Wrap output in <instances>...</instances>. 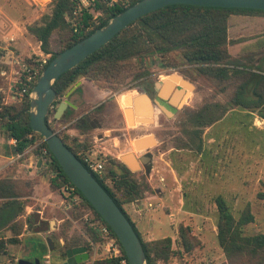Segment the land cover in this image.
Returning <instances> with one entry per match:
<instances>
[{"label": "rangeland", "instance_id": "rangeland-1", "mask_svg": "<svg viewBox=\"0 0 264 264\" xmlns=\"http://www.w3.org/2000/svg\"><path fill=\"white\" fill-rule=\"evenodd\" d=\"M51 10V0H0L1 109L21 102L11 89L14 66L10 64V58H22L36 69L40 60L51 56L43 54L39 43L27 32L29 25L39 24ZM244 20H237L232 26V31L237 32L233 38L241 42L256 34L254 25L247 22L248 18ZM55 40L56 35L51 51L58 47ZM238 61L245 71L264 76V50L243 54ZM131 66L134 72L139 69L142 75H132ZM182 68L181 73L165 68L157 56L151 55L125 65L121 84L110 85L105 81L94 84L105 93L122 95L137 88H152L154 83L169 81V77L174 76L179 86L184 82L191 87L185 86L188 92L182 97L174 118L162 117L148 128L153 142L150 148L153 160L146 173L135 171L141 194L129 207L142 221L139 234L145 243L171 239L172 253L165 260L153 254L155 264H247L241 258L227 260L218 244L215 198L223 197L236 219L248 206L253 222L244 227V234H264V200L258 196L264 180V120L256 111L230 104L239 81L219 84L198 76L190 65ZM146 73L148 77H143ZM212 103L230 105L229 110L218 122L203 129V151L198 152L199 145L190 141L193 127L184 110L197 111ZM129 132L130 137L136 135ZM13 144L6 139L0 126V180H10L17 187L19 202L24 205L18 224L25 223L29 216L43 223L24 226L19 242L8 245L5 253L0 255V264H17L19 260L35 258L41 250L49 252V264H64L66 257L63 254L71 250L67 248L68 244L77 238L88 240L86 231L90 227L98 230L101 240L96 243L88 240L90 249L83 248L89 259L81 264L106 260L105 227L78 200L65 201L61 192L53 191L48 183L51 175L45 173L44 166H37L35 150L41 142L36 140L22 158L15 156ZM3 202L0 199V205ZM181 226L192 236L194 248L189 251L180 242L178 230ZM0 237L11 238L13 233L10 229H1ZM47 240L51 241L52 249Z\"/></svg>", "mask_w": 264, "mask_h": 264}, {"label": "trees", "instance_id": "trees-1", "mask_svg": "<svg viewBox=\"0 0 264 264\" xmlns=\"http://www.w3.org/2000/svg\"><path fill=\"white\" fill-rule=\"evenodd\" d=\"M51 1V14L44 16L39 24L27 27L28 34L39 43L40 51L45 55H51L48 64L57 54L90 36L95 30L105 26L114 16L140 0H126L124 4L114 7L107 6L104 0H94L93 6L89 10H78L77 3L73 0ZM245 18H248V23L254 25L256 34L249 40L241 42L233 38L237 32L232 31V26L237 20L245 21ZM55 35L57 39L55 44L58 47L51 51L52 39ZM263 50L264 11L186 5L164 7L136 20L75 68L61 75L53 84L56 102L53 112H49L46 117V124L54 130L48 123V119L54 117L55 109L61 99L80 80L90 81L94 84L105 81L110 85H119L124 81L125 65L131 64L135 59L140 60L151 55L157 56L165 68L180 73L183 72L184 65H190L198 76L219 84L230 83L233 80L239 81L230 104L242 107L247 111H256L259 117L264 120V76L245 71L238 61V58L243 54H256ZM129 70L133 73L132 75H142L141 72H138L139 69H135L137 72H134L132 66ZM39 77L40 74L29 92L36 85ZM143 77H148V74H144ZM81 88L82 86H79L76 92ZM229 106L212 103L203 105L197 111L184 110L188 123L193 127L190 141L195 142V146L199 145L198 152L203 151L201 137L203 129L218 122L228 112ZM29 111V96H26L18 104L0 108V126L4 130L6 139L14 141V146H12L14 154L22 155L21 158L24 157L26 150L34 145L36 140H39L41 145L35 150V155L38 161L43 157L47 158L44 169L45 173L51 175L48 181L49 187L53 191L61 192L65 201H70L74 196H77L79 203L87 207L97 222L108 228L111 236L116 238L110 227L68 180L42 137L31 130ZM94 115V112L84 115L74 124V127L81 132L85 131L88 129L87 122ZM57 122H62V120L59 119ZM58 135L66 147L76 155L73 146L67 143V138L60 133ZM42 148L45 149L46 154L42 153L40 150ZM104 160L101 177L88 171L132 225L143 247L146 264H153V262L155 264L153 254L160 260L167 259L172 253L171 239L165 238L154 243H145L127 213L129 205L141 194V186L135 178L136 173H132L123 163L111 157ZM82 164L85 166L83 162ZM260 185L262 192L258 196L264 200V180ZM70 188H73L74 192H70ZM0 199L4 200L0 205V230L10 229L13 233L11 238L0 237V255H3L8 245L19 242V236L24 226L29 224L40 226L43 221H34L32 220L33 216H29L25 223L18 224V218L24 212V205L19 202L17 187L10 180H0ZM215 205L218 215L217 241L227 260L233 261L241 258L247 264H264V234L245 235L243 232L244 227L253 222L249 207L247 206L236 219L223 197H216ZM178 232L182 247L187 251L193 249L194 244L188 229L181 226ZM86 235L90 242L96 243L101 240L96 228H88ZM88 240L77 238L69 243L67 248L74 249L83 246L89 248ZM119 245L125 258L123 248L120 243ZM63 256L66 257V252ZM115 263V261L106 259L94 261L92 264Z\"/></svg>", "mask_w": 264, "mask_h": 264}, {"label": "water", "instance_id": "water-1", "mask_svg": "<svg viewBox=\"0 0 264 264\" xmlns=\"http://www.w3.org/2000/svg\"><path fill=\"white\" fill-rule=\"evenodd\" d=\"M172 5L264 11V0H140L114 16L105 26L95 30L90 36L57 54L43 69L36 85L31 90L29 111L31 130L42 137L48 150L54 156L68 180L110 227L123 248L128 264H146V256L136 232L112 198L100 186L76 155L66 147L60 136L46 124V117L49 115L50 108L56 102V92L53 89V84L61 75L75 68L80 62L99 50L136 20ZM169 81L172 83L179 82L174 76H170ZM169 81H165V83L158 82L156 84L157 95L160 99L158 103L160 105H163L162 99L167 98L168 92L172 87V83ZM180 83L191 89L186 83ZM79 84L77 83L73 86L65 95V99L57 105L54 112L55 120H59L68 107H74L67 100V97ZM162 84L167 85L163 91L161 90ZM181 95L177 93L172 100L177 109L182 101ZM141 98L139 102L148 106L147 98L145 96ZM136 100L128 99L127 105H133ZM126 116L129 124L132 125L129 111L126 112ZM152 145L151 138L146 143L141 140L134 142L137 151L149 150ZM150 156L149 153L146 154L147 158H150ZM122 161L130 167L132 172L136 171V167L132 164L129 156L123 157ZM38 165L40 166V162ZM47 242L50 245V249H52L51 241L47 240ZM66 256L67 260L64 264H81L89 259V254L83 247L67 250ZM17 264L43 263L39 258H34L19 260Z\"/></svg>", "mask_w": 264, "mask_h": 264}, {"label": "crops", "instance_id": "crops-1", "mask_svg": "<svg viewBox=\"0 0 264 264\" xmlns=\"http://www.w3.org/2000/svg\"><path fill=\"white\" fill-rule=\"evenodd\" d=\"M160 82L165 83L162 80ZM78 83H80L79 86H82L81 90L76 92V89L79 87L77 86L67 97V100L74 107H68L65 110L60 118L62 122L56 121L59 133L67 138V143L73 146L76 153L90 151L94 158L102 161L104 164V159L111 157L123 163L131 171L130 167L122 161L123 157L129 156L132 164L136 167V171L146 173L153 160L152 154L150 153V149L137 151L134 142L141 140L146 143L151 138L148 131L149 127L156 125L162 117L168 120L174 118L177 107L173 104L172 100L179 90L182 91V97H184L188 90L183 86H179L178 83H172L167 98L162 99L163 105H160L156 89L157 83H154L152 88H137L136 90L127 91L122 95L105 93L90 81L84 82L80 80ZM94 87L96 88L94 89ZM165 87L167 85L162 84L161 90L163 91ZM143 96L147 98L149 107L139 102ZM64 99L65 96L61 101ZM128 99L137 100L133 105H127ZM127 111L130 112L132 126L128 122ZM90 112H94L95 115L87 122L88 129H85L83 132L79 131L74 127V124ZM129 130L135 132L136 135L130 137ZM127 135L128 137H126ZM148 153L151 155L150 158L146 157ZM21 156L17 155L16 157L19 158ZM37 166L40 167L41 165ZM127 213L138 231H141L143 228L141 226L142 221L136 218L131 207L127 208ZM38 257L44 260V262L41 261L43 264H49L50 254L48 251H39L35 258Z\"/></svg>", "mask_w": 264, "mask_h": 264}, {"label": "built area", "instance_id": "built-area-1", "mask_svg": "<svg viewBox=\"0 0 264 264\" xmlns=\"http://www.w3.org/2000/svg\"><path fill=\"white\" fill-rule=\"evenodd\" d=\"M38 1V0H37ZM47 2L49 0H46ZM77 3L78 10H89L93 6L94 0H73ZM126 0H104L105 4L109 7H114L116 5L124 4ZM46 3V2H45ZM47 59L40 60L39 65L36 69L30 67L26 61L22 58H10V63L12 64V76H11V89L14 91V95L19 101H23L26 96L31 97V92L29 89L31 88L32 84L37 79L38 75L42 73V70L47 66L48 60ZM17 67V69H15ZM54 110V106L50 108V112L52 113ZM56 121L54 117H50L48 123L54 128L57 134H59V129L56 126ZM14 143V141H13ZM42 153L46 154L45 149H42ZM76 156L79 158L81 162L85 164V168L99 177L102 176L104 170V163L99 161L98 159L94 158L93 154L90 151H80L76 153ZM47 158L43 157L40 160L41 166H46ZM70 192H74L73 188L69 189ZM74 202L78 200L77 196H74ZM106 238L107 243L105 244V251L107 260L115 261V264H128L126 257H123L122 249L117 241L116 238L112 237L108 228L105 227L103 230Z\"/></svg>", "mask_w": 264, "mask_h": 264}, {"label": "bare ground", "instance_id": "bare-ground-1", "mask_svg": "<svg viewBox=\"0 0 264 264\" xmlns=\"http://www.w3.org/2000/svg\"><path fill=\"white\" fill-rule=\"evenodd\" d=\"M169 82H170V81H169ZM171 83H172V82H171ZM173 84H174V83H173ZM182 86L185 88L184 84H182ZM177 93H180V94H181V93H182V91H181V90H179ZM177 93H176V94H177Z\"/></svg>", "mask_w": 264, "mask_h": 264}, {"label": "flooded vegetation", "instance_id": "flooded-vegetation-1", "mask_svg": "<svg viewBox=\"0 0 264 264\" xmlns=\"http://www.w3.org/2000/svg\"><path fill=\"white\" fill-rule=\"evenodd\" d=\"M66 260H67V256H66ZM66 260H65V262H66Z\"/></svg>", "mask_w": 264, "mask_h": 264}]
</instances>
